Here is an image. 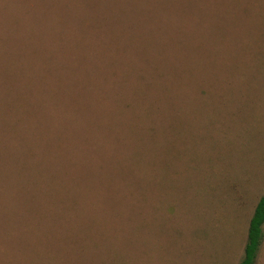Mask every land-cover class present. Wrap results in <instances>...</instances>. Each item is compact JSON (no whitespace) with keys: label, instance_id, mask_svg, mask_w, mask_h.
Listing matches in <instances>:
<instances>
[{"label":"rangeland","instance_id":"1","mask_svg":"<svg viewBox=\"0 0 264 264\" xmlns=\"http://www.w3.org/2000/svg\"><path fill=\"white\" fill-rule=\"evenodd\" d=\"M263 192L264 0H0V264H238Z\"/></svg>","mask_w":264,"mask_h":264},{"label":"trees","instance_id":"2","mask_svg":"<svg viewBox=\"0 0 264 264\" xmlns=\"http://www.w3.org/2000/svg\"><path fill=\"white\" fill-rule=\"evenodd\" d=\"M264 192L258 199L249 220L243 256L238 264H254L263 239Z\"/></svg>","mask_w":264,"mask_h":264},{"label":"crops","instance_id":"3","mask_svg":"<svg viewBox=\"0 0 264 264\" xmlns=\"http://www.w3.org/2000/svg\"><path fill=\"white\" fill-rule=\"evenodd\" d=\"M264 226V225H263ZM262 229H263V227H262Z\"/></svg>","mask_w":264,"mask_h":264}]
</instances>
